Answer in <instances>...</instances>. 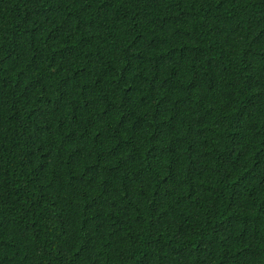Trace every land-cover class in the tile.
I'll return each mask as SVG.
<instances>
[{"label":"trees","instance_id":"trees-1","mask_svg":"<svg viewBox=\"0 0 264 264\" xmlns=\"http://www.w3.org/2000/svg\"><path fill=\"white\" fill-rule=\"evenodd\" d=\"M0 264H264V0H0Z\"/></svg>","mask_w":264,"mask_h":264}]
</instances>
